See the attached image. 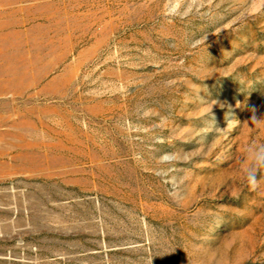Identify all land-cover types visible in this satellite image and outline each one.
<instances>
[{"label":"rangeland","instance_id":"rangeland-1","mask_svg":"<svg viewBox=\"0 0 264 264\" xmlns=\"http://www.w3.org/2000/svg\"><path fill=\"white\" fill-rule=\"evenodd\" d=\"M250 144L264 0H0V264H264Z\"/></svg>","mask_w":264,"mask_h":264},{"label":"clouds","instance_id":"clouds-1","mask_svg":"<svg viewBox=\"0 0 264 264\" xmlns=\"http://www.w3.org/2000/svg\"><path fill=\"white\" fill-rule=\"evenodd\" d=\"M257 121V117H252ZM244 166L241 169L244 181L253 191L259 186V176L264 171V144H250L245 148L243 160Z\"/></svg>","mask_w":264,"mask_h":264}]
</instances>
